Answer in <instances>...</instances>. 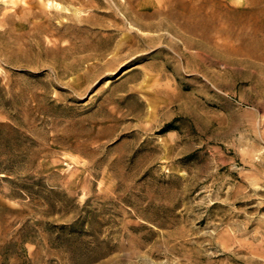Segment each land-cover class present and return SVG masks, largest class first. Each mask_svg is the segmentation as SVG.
Wrapping results in <instances>:
<instances>
[{"label": "rangeland", "instance_id": "1", "mask_svg": "<svg viewBox=\"0 0 264 264\" xmlns=\"http://www.w3.org/2000/svg\"><path fill=\"white\" fill-rule=\"evenodd\" d=\"M0 264H264V0H0Z\"/></svg>", "mask_w": 264, "mask_h": 264}]
</instances>
